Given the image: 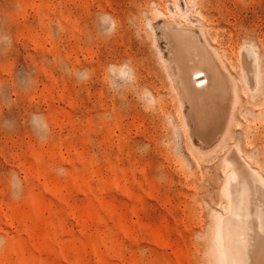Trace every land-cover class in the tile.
Returning <instances> with one entry per match:
<instances>
[{
  "label": "rangeland",
  "instance_id": "obj_1",
  "mask_svg": "<svg viewBox=\"0 0 264 264\" xmlns=\"http://www.w3.org/2000/svg\"><path fill=\"white\" fill-rule=\"evenodd\" d=\"M172 32L223 74L201 120ZM259 187L264 0H0V264H251Z\"/></svg>",
  "mask_w": 264,
  "mask_h": 264
},
{
  "label": "bare ground",
  "instance_id": "obj_2",
  "mask_svg": "<svg viewBox=\"0 0 264 264\" xmlns=\"http://www.w3.org/2000/svg\"><path fill=\"white\" fill-rule=\"evenodd\" d=\"M171 36L175 43V60L181 84L192 103L194 115L198 120H201L203 116H206L205 114L215 109H213L214 106L210 104V101L225 96L223 74L213 58L201 46L196 35L172 32ZM205 134L207 135V133ZM237 177V173L233 170L227 182L226 188L230 209L234 208V201L232 202L230 197L231 181L236 180ZM257 195L259 202H264V189L262 187L258 188ZM232 212L236 216L239 215L237 211ZM260 229L262 231L257 232V242L251 264H264V228L260 226ZM216 239L222 254H227L230 243L228 241V230L222 218L218 223Z\"/></svg>",
  "mask_w": 264,
  "mask_h": 264
},
{
  "label": "clouds",
  "instance_id": "obj_3",
  "mask_svg": "<svg viewBox=\"0 0 264 264\" xmlns=\"http://www.w3.org/2000/svg\"><path fill=\"white\" fill-rule=\"evenodd\" d=\"M81 77L86 78V74L85 73L81 74ZM32 123H33V126L37 129H46L47 128V123L45 122V120L42 116L34 115L32 117ZM13 186H16L15 179L13 180Z\"/></svg>",
  "mask_w": 264,
  "mask_h": 264
}]
</instances>
